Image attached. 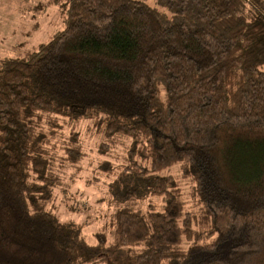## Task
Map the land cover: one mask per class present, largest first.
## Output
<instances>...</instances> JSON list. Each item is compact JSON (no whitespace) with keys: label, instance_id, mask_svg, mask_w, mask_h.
Returning <instances> with one entry per match:
<instances>
[{"label":"trees","instance_id":"1","mask_svg":"<svg viewBox=\"0 0 264 264\" xmlns=\"http://www.w3.org/2000/svg\"><path fill=\"white\" fill-rule=\"evenodd\" d=\"M54 3L62 30L0 59V264H264V0ZM85 120L132 140L110 245L49 207Z\"/></svg>","mask_w":264,"mask_h":264},{"label":"rangeland","instance_id":"2","mask_svg":"<svg viewBox=\"0 0 264 264\" xmlns=\"http://www.w3.org/2000/svg\"><path fill=\"white\" fill-rule=\"evenodd\" d=\"M64 12L65 7L54 0H0V59L15 57L24 49H36L47 43L62 30ZM69 128V125L63 128L64 136ZM76 129L80 133L83 158L60 173L49 207L54 208L62 222L78 226L89 244H94L95 236L101 233L110 245L113 243L111 216L125 204L112 199L109 184L113 177L105 166L126 165L132 140L107 136L95 128L92 120L82 121ZM56 152L59 154L58 146ZM172 174L180 176L178 168ZM181 186L186 194L190 191L189 181L182 180ZM135 203L144 209L143 201ZM125 252L122 250L116 257H123Z\"/></svg>","mask_w":264,"mask_h":264}]
</instances>
